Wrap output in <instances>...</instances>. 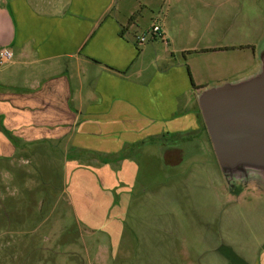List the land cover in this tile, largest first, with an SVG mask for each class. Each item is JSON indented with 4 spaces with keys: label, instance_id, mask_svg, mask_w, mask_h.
<instances>
[{
    "label": "crops",
    "instance_id": "1",
    "mask_svg": "<svg viewBox=\"0 0 264 264\" xmlns=\"http://www.w3.org/2000/svg\"><path fill=\"white\" fill-rule=\"evenodd\" d=\"M121 3L0 0V51L11 55L0 64V156L14 157L27 150L22 141L49 135L115 155L114 169L72 167L66 188L74 197L80 193L76 202L84 205L79 208L87 222L111 220L115 232L122 227L113 187L116 192L120 184H132L134 166L127 158L136 144L140 151L166 154L165 142L193 141L206 132L196 90L250 73L264 30V0H240L239 20L223 26L226 32L214 45L197 49L192 30L181 42L179 24L198 18L193 7L209 0H164L154 21L161 37L138 45L140 34L132 33L138 16L122 6L130 17L121 23L115 15ZM88 123L105 127L92 133ZM57 125L69 126L66 138L53 131Z\"/></svg>",
    "mask_w": 264,
    "mask_h": 264
},
{
    "label": "rangeland",
    "instance_id": "2",
    "mask_svg": "<svg viewBox=\"0 0 264 264\" xmlns=\"http://www.w3.org/2000/svg\"><path fill=\"white\" fill-rule=\"evenodd\" d=\"M123 1L117 19L126 25V12L135 10L132 33L150 37L164 0ZM223 1L196 3L198 18L179 24L181 42H188V30L196 34L197 49L219 41L223 26L239 20L240 11V0L229 7L220 6ZM97 127L105 125L88 123L87 129L96 133ZM68 128L53 131L63 139ZM200 134L193 141L165 142L166 154L140 151L136 144L127 158L134 166L132 184H120L116 192L113 187L120 199L118 232L111 220L87 222L79 208L84 205L76 202L80 193L66 190L72 167L114 169L115 155L50 135L22 141L26 151L0 156V264H258L260 255L264 264V193L238 187L229 192L208 135Z\"/></svg>",
    "mask_w": 264,
    "mask_h": 264
},
{
    "label": "water",
    "instance_id": "3",
    "mask_svg": "<svg viewBox=\"0 0 264 264\" xmlns=\"http://www.w3.org/2000/svg\"><path fill=\"white\" fill-rule=\"evenodd\" d=\"M248 74L196 90L217 165L229 192L264 193V33Z\"/></svg>",
    "mask_w": 264,
    "mask_h": 264
},
{
    "label": "built area",
    "instance_id": "4",
    "mask_svg": "<svg viewBox=\"0 0 264 264\" xmlns=\"http://www.w3.org/2000/svg\"><path fill=\"white\" fill-rule=\"evenodd\" d=\"M150 36H160V28L158 25L154 24L152 25L151 31L149 32ZM161 37V36H160ZM148 37L146 34L141 35L140 37H137V44L143 45L147 41ZM11 55L8 50H1L0 51V64H3L7 62L10 59Z\"/></svg>",
    "mask_w": 264,
    "mask_h": 264
},
{
    "label": "trees",
    "instance_id": "5",
    "mask_svg": "<svg viewBox=\"0 0 264 264\" xmlns=\"http://www.w3.org/2000/svg\"><path fill=\"white\" fill-rule=\"evenodd\" d=\"M160 36H161V34H160ZM160 36H159V37H160ZM153 37H156V36H153Z\"/></svg>",
    "mask_w": 264,
    "mask_h": 264
}]
</instances>
